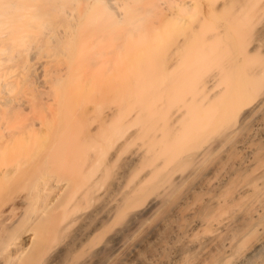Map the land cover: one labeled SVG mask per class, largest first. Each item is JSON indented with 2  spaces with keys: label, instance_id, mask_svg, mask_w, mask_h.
Returning a JSON list of instances; mask_svg holds the SVG:
<instances>
[{
  "label": "bare ground",
  "instance_id": "1",
  "mask_svg": "<svg viewBox=\"0 0 264 264\" xmlns=\"http://www.w3.org/2000/svg\"><path fill=\"white\" fill-rule=\"evenodd\" d=\"M0 264H264V0H0Z\"/></svg>",
  "mask_w": 264,
  "mask_h": 264
},
{
  "label": "rangeland",
  "instance_id": "2",
  "mask_svg": "<svg viewBox=\"0 0 264 264\" xmlns=\"http://www.w3.org/2000/svg\"><path fill=\"white\" fill-rule=\"evenodd\" d=\"M157 24V23H156ZM159 25V24H158ZM161 25V24H160ZM164 25H166V24H163L162 25V27H160L161 29H163V31L164 32H169L168 31V24H167V27H165ZM157 27H159V26H157ZM164 27H165V30H164ZM154 29H156V30H158L159 32H157L156 33V30H155V33H154ZM154 29H152L153 30V32H152V30H150L151 32L150 33H153V34H146V35H148L147 37L149 38V39H151V40H156V41H158L159 43H160V49H159V51L157 50V54L156 55H154L151 59H152V62H150V64L153 66V67H158V63H161L162 61H165V60H168L169 58H170V52H171V48H172V39H170V36L169 37H167V38H165V37H163V33H162V31H160L159 30V28L157 29L156 28V26H155V28ZM170 30V29H169ZM161 32V33H160ZM159 33V34H158ZM166 33H164L165 35H166ZM155 34V35H154ZM158 34V35H157ZM162 34V35H161ZM127 35H128V37L130 38V39H133V38H135V37H137V35H136V31L135 32H128L127 33ZM165 38V39H164ZM134 40V39H133ZM36 57V59H33V62L34 61H39L40 60V58H39V56L38 55H36L35 56ZM133 59L135 60V62H137V61H139L140 63H146L147 61L145 60V61H143L144 59L143 58H141L140 56H137V57H133ZM139 59V60H138ZM143 59V60H142ZM141 60V61H140ZM35 64H37V62L35 63ZM147 64V63H146ZM148 65H149V63H148ZM131 69V70H130ZM127 72L124 70V68H123V66L120 68V70H119V72H118V79H119V81H121V83L122 84H125L124 82H133V77H134V70L135 69H132V68H130ZM133 73V74H132ZM125 79V80H124ZM119 81H116L115 82V84L118 82V87L119 86H121L122 87V85H120L121 83H119ZM123 81V82H122ZM115 84H113V85H115ZM113 85H110L109 87L108 86H106V85H100L99 86V93L100 92H102L103 93V95H106L107 96V93H108V95L110 94L109 92L110 91H108L109 89L111 90V97L110 96H108V97H101L102 96V93L100 94L101 96H99L101 99L103 98H108V99H115L116 97H114V95H117V98H118V96L120 97L121 96V94H123V89L124 88H122V93L120 94L119 92H118V90H116V88H115V90L117 91L116 92V94H114L113 92H115V90L113 89L114 87H113ZM117 85H115V87L117 86ZM106 87L108 88V90L106 89ZM118 87H117V89H118ZM22 88V89H21ZM39 88V89H38ZM36 89V90H35ZM120 89V88H119ZM121 90V89H120ZM119 90V91H120ZM20 91V92H19ZM108 91V92H107ZM18 92L19 93H17L18 95V97H17V100H18V98H20L19 99V101H22L23 100V102H24V100L25 101H32L33 100V98L35 97V99H36V101H35V103L34 104H36L37 105V101H42V102H44L43 100H44V98H42V97H47V93H46V90L43 88V87H41V86H38L37 84L35 85V84H32V85H30V86H24V87H19V89H18ZM38 96H37V95ZM43 94V95H42ZM113 94V95H112ZM97 95V92L95 93V95H93V97L94 96H96ZM113 96V97H112ZM41 97V98H40ZM98 97V96H97ZM97 97H96V99H97ZM21 98H23V99H21ZM100 98H98V99H100ZM46 100V99H45ZM25 103V102H24ZM20 104H21V106L23 105V103H21L20 102ZM25 104H27V103H25ZM24 104V105H25ZM23 105V106H24ZM28 105V104H27ZM27 105H25V106H27ZM21 106H19V105H17L16 106V110H17V112H18V108L20 109V110H22L23 108L21 107ZM22 109H21V108ZM26 108H28V106L26 107ZM19 110V111H20ZM23 110H25V107H24V109ZM22 110V111H23ZM28 111V109H26L25 111H23V112H27Z\"/></svg>",
  "mask_w": 264,
  "mask_h": 264
}]
</instances>
